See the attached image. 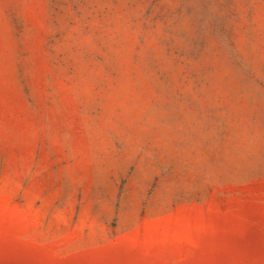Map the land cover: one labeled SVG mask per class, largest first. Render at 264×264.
<instances>
[{
	"label": "rangeland",
	"instance_id": "rangeland-1",
	"mask_svg": "<svg viewBox=\"0 0 264 264\" xmlns=\"http://www.w3.org/2000/svg\"><path fill=\"white\" fill-rule=\"evenodd\" d=\"M0 264H264V0H0Z\"/></svg>",
	"mask_w": 264,
	"mask_h": 264
}]
</instances>
